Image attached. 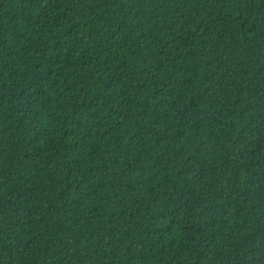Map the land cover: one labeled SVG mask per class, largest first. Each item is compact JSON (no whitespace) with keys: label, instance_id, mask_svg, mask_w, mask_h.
Here are the masks:
<instances>
[{"label":"trees","instance_id":"16d2710c","mask_svg":"<svg viewBox=\"0 0 264 264\" xmlns=\"http://www.w3.org/2000/svg\"><path fill=\"white\" fill-rule=\"evenodd\" d=\"M0 264H264V0H0Z\"/></svg>","mask_w":264,"mask_h":264}]
</instances>
